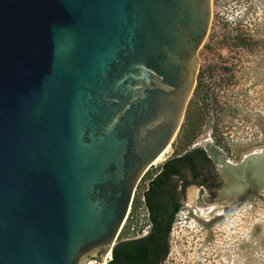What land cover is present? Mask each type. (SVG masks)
Here are the masks:
<instances>
[{"label":"water","instance_id":"1","mask_svg":"<svg viewBox=\"0 0 264 264\" xmlns=\"http://www.w3.org/2000/svg\"><path fill=\"white\" fill-rule=\"evenodd\" d=\"M212 14L213 0H0V264H104L123 245ZM206 145L224 206L264 197V148L234 163Z\"/></svg>","mask_w":264,"mask_h":264},{"label":"rangeland","instance_id":"2","mask_svg":"<svg viewBox=\"0 0 264 264\" xmlns=\"http://www.w3.org/2000/svg\"><path fill=\"white\" fill-rule=\"evenodd\" d=\"M261 31L264 35V29ZM211 42L208 36L200 50L203 68L217 61L210 58ZM242 55L232 82L220 81L221 71L215 79L219 104L226 110L223 122L218 126L221 128L219 136L224 139L223 145L233 162L264 148V49ZM194 96L193 93L174 142L149 171L154 173L176 153L178 135L186 132L187 115ZM203 124V136L198 138L196 135L192 145L212 137L214 119L211 117ZM191 192L185 198L190 207L180 211L172 226L168 264H264V197H252L221 213L216 210L217 205L208 204L201 198L198 200ZM192 195L196 207L190 204Z\"/></svg>","mask_w":264,"mask_h":264},{"label":"flooded vegetation","instance_id":"3","mask_svg":"<svg viewBox=\"0 0 264 264\" xmlns=\"http://www.w3.org/2000/svg\"><path fill=\"white\" fill-rule=\"evenodd\" d=\"M262 29L264 0H213L212 22L208 35L212 42L208 49L211 51L210 58L217 61H212L203 68L199 53L200 67L194 90L195 100L189 107L191 122L196 123L198 138L203 136V123L211 117L214 119L212 137L194 143L203 145L192 150L190 147L186 152H193L191 156L178 162L180 172L169 182L174 186V190L144 191L142 202L137 208L132 235L122 240L118 237L115 242L124 245L129 240L134 241L132 249L136 255V264H168L170 238L166 237V230L183 208L190 207L185 201L190 190L198 200L201 198L208 204L217 205L216 207L224 206L219 193L222 183L219 180L217 164L206 148V144L211 142L227 153L223 145L224 139L220 137L221 128L218 129L226 110L225 106L219 104L216 94L218 83L215 79L220 76L217 72L221 71L220 81L232 82L235 78L233 72L240 67L239 58L243 59L242 53L264 49ZM196 150L200 152L195 153ZM173 156L175 152L171 157ZM228 159L230 160L229 155ZM193 195L190 204L196 207ZM224 207L225 212L231 210L226 205ZM162 255L164 258L161 261ZM112 259L107 264H113Z\"/></svg>","mask_w":264,"mask_h":264},{"label":"trees","instance_id":"4","mask_svg":"<svg viewBox=\"0 0 264 264\" xmlns=\"http://www.w3.org/2000/svg\"><path fill=\"white\" fill-rule=\"evenodd\" d=\"M188 124L186 125L185 134L178 135L176 153L175 156L168 158L164 161L158 169L153 173L152 171H148L146 175L143 177L141 183L139 184L135 199L133 201L132 209L127 219L125 226L123 227L119 238L122 240L131 235L132 226L134 224V216L136 215L137 208L142 202L143 194L146 189H151L153 191L159 190H167L171 192L174 190V186L170 185V181L174 178L175 174L180 172L179 163L191 156L193 152H186L190 145L193 144L197 132L196 123L191 122V112L189 111ZM195 153H199V150L194 151ZM179 155V156H178ZM147 182V183H146ZM146 183V185H145ZM151 202V201H150ZM175 211H173L174 213ZM173 219L169 225V228L166 230V237L170 236L172 230ZM133 240L127 241L124 245L116 247L113 251V264H136V255L132 249Z\"/></svg>","mask_w":264,"mask_h":264},{"label":"built area","instance_id":"5","mask_svg":"<svg viewBox=\"0 0 264 264\" xmlns=\"http://www.w3.org/2000/svg\"><path fill=\"white\" fill-rule=\"evenodd\" d=\"M134 227H135V224H133V226H132L131 229H133ZM111 259H112V255L107 256V257L104 259V264H107V262H109Z\"/></svg>","mask_w":264,"mask_h":264},{"label":"bare ground","instance_id":"6","mask_svg":"<svg viewBox=\"0 0 264 264\" xmlns=\"http://www.w3.org/2000/svg\"><path fill=\"white\" fill-rule=\"evenodd\" d=\"M167 151H168V150H167ZM167 151H165V152H167ZM165 152H164V153H165ZM164 153H163V154H164ZM163 154H162V155H163ZM162 155L160 156V158H159L155 163H158V161H159V162L161 161V159H162V157H163Z\"/></svg>","mask_w":264,"mask_h":264}]
</instances>
